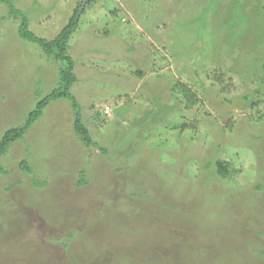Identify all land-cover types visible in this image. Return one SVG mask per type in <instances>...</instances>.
Instances as JSON below:
<instances>
[{"label": "rangeland", "instance_id": "rangeland-1", "mask_svg": "<svg viewBox=\"0 0 264 264\" xmlns=\"http://www.w3.org/2000/svg\"><path fill=\"white\" fill-rule=\"evenodd\" d=\"M83 1L13 4L53 39ZM21 21L0 0V140L66 66L20 37ZM77 22L80 107L52 101L0 157V264H264L263 221L238 196L264 207L252 189L264 145L244 137L264 112V0H99ZM179 83L202 105L186 110L171 95ZM79 116L93 144L76 133ZM217 157L251 190L208 178L201 167Z\"/></svg>", "mask_w": 264, "mask_h": 264}, {"label": "trees", "instance_id": "trees-1", "mask_svg": "<svg viewBox=\"0 0 264 264\" xmlns=\"http://www.w3.org/2000/svg\"><path fill=\"white\" fill-rule=\"evenodd\" d=\"M1 1L9 4L12 14H14L15 16H19V15L22 16L21 24L18 27L19 36L22 37L23 39H26V40L34 43V44H37L38 46H40L42 51L48 57H51V58L55 59L56 61H60L62 63H65L66 66H62L59 69L60 78H61L60 87L53 89L52 91L49 92V94H47L46 96H44L42 99H40L37 102L36 107L30 111V113L28 114L27 119L23 125L11 127L8 130H6V132L3 134L2 139L0 140V157L5 155L10 150V147L15 142H17L18 140L24 139V137L26 136V134L29 131V129L31 128V126L39 118L42 117L45 108L52 101H56V100H60V99H68L73 103L75 109L77 107H80L79 101L77 100V98L75 97V95L71 91L74 84H76V82L78 81V76L74 71L75 65H76L75 60L69 54V42L71 41L73 32L78 27L77 16H78L79 12L81 11V7L83 6V2L85 0L76 6L74 13H73L72 17L70 18L69 22L63 27V29L60 31V33L56 37H54L53 39H46L44 37H40L35 32H33L30 29L29 17L27 15H25L24 13H22L21 10L15 8V6L13 4V0H1ZM97 1H99V0H88L86 4L91 5ZM83 11H84V8L81 11V13H83ZM263 68H264V65H263ZM143 73H144L143 71H139V74L141 76L144 75ZM176 86H175L176 88H173L171 95H173V94L176 95L178 97V100L180 101V103L182 105H184L186 110L190 111V110L194 109L195 107L202 105V100L199 98L197 93L194 92V90L191 86H189L188 84H185V83H179ZM247 97L250 98V96H247ZM166 107H167V111H169V110L171 111V109H169L170 106L166 105ZM76 116H78V115H76ZM251 118H252L251 121H253L251 123H255L253 126L251 125V127L256 126L258 129H253V128L251 129V127H250V129H251L250 133L252 132V135L248 134L249 136L245 135L244 137L247 138L248 140L253 141L255 146H260L259 144L264 145V143L261 141V139L264 137V134H263L264 133V112H262V114L258 115L257 117L253 116ZM196 123H198V120H196L194 125L184 123L181 125V127H182L181 129L183 131H186L187 129H190V128L196 129ZM259 126L261 128H259ZM74 128L76 130V133H78L79 137L83 140V142H85L88 145L93 144V141L90 137V130L87 128V126H85L84 123H82V118L80 116H79V118L78 117L75 118ZM225 128H226V126H225ZM232 128H233V126H230V129H232ZM257 154H258V156H262L263 161H264V152H262L261 149H258ZM20 167L24 168L25 170L32 171L30 165L27 163L26 160L21 162ZM201 168H203L206 171V173L208 172V174H207L208 178H209V175L211 177L212 174H214V176L219 178V180H224V181L228 182L229 184H231V183L233 184V181L237 180V182H235V184L238 186L239 190L243 191L244 193H247L248 190H251L250 187H247L246 185H242V184L238 185V179L237 178L239 177V174L241 173V169L235 167L228 160L221 159L220 157H217L213 161H208V162H206V164H203ZM261 173H262V170L257 168V175L259 176V181L255 182V185H253L252 189L255 192V196H258V197H260V199H263L262 204H264V181L260 177ZM193 180H194V178L190 177V179L189 178L187 179V182L192 183ZM181 181L183 183H186V182H184V179ZM206 182H209V181H206ZM45 184L42 183L41 186L43 185V187H44ZM84 184H85L84 179H80L79 185L82 186ZM183 185H185V184H183ZM206 187H208V186L206 185ZM202 189H204V188H202ZM191 190H192L191 194L194 193L193 194L194 196L197 194L199 196H204V194H203L204 192L201 193L200 190H197V189L194 190L193 187ZM134 195H138V193H135ZM238 196L242 197L240 199L241 204H243V201L246 202L245 206L243 204V208L245 210L246 209L251 210L252 215H257V219H259L260 221H263L262 225L257 223V227L259 225H260L259 227H261V226L264 227V212H262V210H260L262 208V205H260V203H258L256 201V198L254 199L253 196L247 195L248 200L245 199V196H243V194L238 195ZM246 205L248 206V208L246 207ZM252 209H254V210H252ZM251 221H252V219H251ZM260 233L261 232H259V233L256 232V235L258 234L257 236H263V235H259ZM70 235L74 236L75 234H74V232H71ZM256 250H257V248H256ZM258 252L261 254V257L263 258L264 255H262V254H264V252L261 251V248H260V251H258Z\"/></svg>", "mask_w": 264, "mask_h": 264}, {"label": "water", "instance_id": "water-1", "mask_svg": "<svg viewBox=\"0 0 264 264\" xmlns=\"http://www.w3.org/2000/svg\"><path fill=\"white\" fill-rule=\"evenodd\" d=\"M87 1H88V0H85V1L83 2V6L81 7V11L83 10V8H84V6L86 5ZM81 11L79 12L78 17L80 16Z\"/></svg>", "mask_w": 264, "mask_h": 264}, {"label": "built area", "instance_id": "built-area-1", "mask_svg": "<svg viewBox=\"0 0 264 264\" xmlns=\"http://www.w3.org/2000/svg\"><path fill=\"white\" fill-rule=\"evenodd\" d=\"M104 111H105V113L108 114L110 112V108L109 107H106Z\"/></svg>", "mask_w": 264, "mask_h": 264}, {"label": "clouds", "instance_id": "clouds-1", "mask_svg": "<svg viewBox=\"0 0 264 264\" xmlns=\"http://www.w3.org/2000/svg\"><path fill=\"white\" fill-rule=\"evenodd\" d=\"M107 114V113H106Z\"/></svg>", "mask_w": 264, "mask_h": 264}]
</instances>
